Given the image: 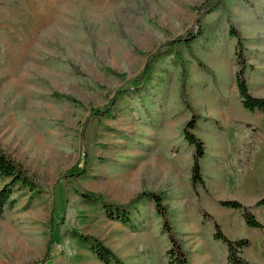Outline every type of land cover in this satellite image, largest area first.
<instances>
[{"label": "rangeland", "instance_id": "1", "mask_svg": "<svg viewBox=\"0 0 264 264\" xmlns=\"http://www.w3.org/2000/svg\"><path fill=\"white\" fill-rule=\"evenodd\" d=\"M207 1L0 0V146L42 187L41 193L18 191L17 205L0 218V264H94L96 255L78 232L102 241L124 264L146 256L159 263L153 247L166 241L167 256L170 241L153 199L129 205L143 191L162 195L188 259L208 246L219 257L213 242H223L203 217L229 191L201 200L204 189L193 190L194 147L183 128L195 112L194 133L206 145L205 179L215 171L208 165L234 145V126L244 127L227 111L240 69L231 26L244 41L249 90L264 97V54L251 47L264 44L254 31L264 28V0H220L212 12ZM191 31V44L168 47ZM245 31L253 35L245 39ZM146 67L147 81L134 87ZM106 108L105 116L93 112ZM76 165L87 167L85 173L66 176ZM85 192L129 205L130 223L85 201Z\"/></svg>", "mask_w": 264, "mask_h": 264}, {"label": "trees", "instance_id": "2", "mask_svg": "<svg viewBox=\"0 0 264 264\" xmlns=\"http://www.w3.org/2000/svg\"><path fill=\"white\" fill-rule=\"evenodd\" d=\"M220 4V0H208L204 7L207 8L208 12L214 11ZM200 30V29H199ZM195 31L188 33V36L181 37L176 40H172L168 43L169 46H174L183 41L187 45L191 44L195 40ZM201 31H198V35H201ZM230 35L237 39L236 45V55L240 65L239 71L236 74V84L239 91V96L242 102L243 107L250 112H261L264 114V97H256L251 94L248 86V82L245 76V71L247 68V61L245 58V46L244 41L239 33V31L231 26ZM179 42V43H178ZM185 43V45H186ZM165 47H163L164 49ZM199 61V60H198ZM200 62V61H199ZM150 67H146L142 77L135 81L134 87H138L147 81ZM140 81H142L140 83ZM185 92V83L182 85V93ZM70 101L77 102V99L70 95H61ZM121 96V95H120ZM112 105V104H111ZM114 105V104H113ZM112 105V106H113ZM190 106L189 104H187ZM109 108L105 110L94 109L93 112L98 116H105V112H108ZM197 118L198 116L193 112L192 118L185 124L183 128V135L187 143L194 147L193 153V163L191 168V185L194 191L198 194V188L202 187L205 192H209L205 183V179L202 173V160L206 156V145L204 141L199 138L194 130L197 128ZM251 127L250 125H246ZM85 168L80 165H76L74 168L69 170L66 173V176L77 177L82 176L85 173ZM0 182L2 186L0 187V218H3L7 211L12 210L18 203L16 194L20 190L28 189L31 192L41 193V185L39 183L38 177L36 174L32 173L23 163L15 159L10 153H8L4 148L0 146ZM81 197L87 202L100 203L104 205L109 214H112V210L118 211L121 213L120 220L124 223H130L131 219L128 215V212H125V208L131 204H134L137 200H140L144 197L152 198L155 207L157 209L158 215L161 217L163 222V232L167 234L170 247L167 251L168 264H190L188 259V254L184 247L182 246L181 241L177 238L173 227L171 226L170 220L168 218L167 208L163 204L162 195L152 192V191H143L141 194H138L135 199L131 201L129 205H115L105 201V199L95 193L85 192L80 193ZM218 204L222 207L230 208L239 211L243 218L245 219L247 225L253 228L264 229V223H261L255 214L252 211V207L242 204L238 200H220ZM256 206H264V198L260 199ZM203 220H212L214 223V239L223 242L227 246V264H253L243 257V249L250 245V241L246 238L241 239H230L222 229L221 224L218 220L213 217L207 211H204ZM112 216V215H111ZM52 226H54V221H52ZM80 241L85 244L90 245L91 251L105 264H124L123 261L115 254V252L105 245L102 241L81 233H76L74 235ZM54 238L52 239L53 242ZM53 243H50L52 245ZM51 248L46 252V256L50 254ZM45 256V257H46Z\"/></svg>", "mask_w": 264, "mask_h": 264}, {"label": "crops", "instance_id": "3", "mask_svg": "<svg viewBox=\"0 0 264 264\" xmlns=\"http://www.w3.org/2000/svg\"><path fill=\"white\" fill-rule=\"evenodd\" d=\"M254 31L258 37H262L261 40L263 41L264 28L258 26ZM242 34L245 39L253 35L250 31L242 32ZM251 47L255 48L257 52L264 54L263 43L255 42ZM248 52H250V49ZM249 65L248 67L250 68L253 66L250 63ZM229 98L227 111H230L233 115L232 118L238 124H243L245 128L243 126L241 128L239 125L236 128L234 126L232 138H235V143L230 147V152L225 156L221 155L223 159L217 161L215 166L212 163L208 165L210 170L214 168L215 171H208L209 176L205 175L209 192L201 193V200L211 195L213 191H219L223 188L229 191L228 197L220 195L217 197L216 203L211 204L210 214L218 220L223 231L230 239L246 238L251 242L248 247L243 249V257L245 259L253 264H264V229L250 227L239 211L222 207L217 203L220 200H238L246 206L253 207V212L257 219L261 223H264V206L255 207V204L264 198V135L257 132L255 127L259 126L264 130V114L246 110L242 105L237 87ZM246 125H250L251 127H247ZM236 139H238V142ZM220 151L223 152V149L220 148ZM226 162L229 163L233 175H228L226 172ZM208 179L212 181V188L208 185ZM185 217L187 216L181 217V223L184 224L183 228L187 229L189 225L186 224ZM180 233L183 237L181 230ZM164 242V246L161 248L153 247L155 252H157V257L159 256V263L150 261L149 257L146 256L142 258L143 263L140 264H168V258L165 254L167 243L166 241ZM213 244L217 245L219 249V257L208 246L205 247V252L190 256V264H227V246L223 243L218 244L213 242ZM128 257L134 260L136 253H130ZM94 264L105 263L96 256Z\"/></svg>", "mask_w": 264, "mask_h": 264}]
</instances>
